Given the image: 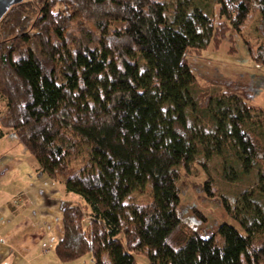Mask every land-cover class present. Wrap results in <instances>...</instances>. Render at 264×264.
<instances>
[{"label":"trees","instance_id":"16d2710c","mask_svg":"<svg viewBox=\"0 0 264 264\" xmlns=\"http://www.w3.org/2000/svg\"><path fill=\"white\" fill-rule=\"evenodd\" d=\"M203 1L216 3L217 21L194 0H31L0 22V136L12 133L40 175L85 203L63 209L60 264H138V254L149 264H264V173L234 210L225 203L243 234L228 224L189 231L178 214V162L188 171L200 150L206 160L232 151L246 171L264 165V145L244 129L254 108L224 93L201 107L189 65L256 17L264 31V0ZM245 43L264 66V43ZM199 106L211 129L191 119ZM147 189L149 201H137Z\"/></svg>","mask_w":264,"mask_h":264},{"label":"rangeland","instance_id":"374dc122","mask_svg":"<svg viewBox=\"0 0 264 264\" xmlns=\"http://www.w3.org/2000/svg\"><path fill=\"white\" fill-rule=\"evenodd\" d=\"M163 1L170 4L173 0ZM194 5L217 21L218 7L214 1L194 0ZM259 27L260 19L256 17L242 34L233 35L234 43L227 38L218 49L210 45L202 55H191L189 65L196 78L191 91L195 97L198 96L201 107H205L204 101L209 95L224 93L240 97L254 108V117L244 129L255 134L264 145V66L252 60L245 43L246 40L253 48L264 43V31ZM232 47H235L236 52H231ZM201 107L191 112L190 117L211 129V116ZM160 133L163 139L161 155L164 156L170 143L167 126H161ZM85 158L86 152L83 149L77 165L80 166ZM177 168L182 173L178 183L181 198L178 214L189 231L215 234L221 225L228 224L244 233L241 225L227 213L225 203L234 210L237 203L242 201L243 194L257 191L259 174L264 173L262 163L246 171L237 161L235 152L229 151L224 157L215 156L206 160L200 150L188 171L183 170L181 162L177 163ZM208 179L211 180L212 194L207 190ZM149 194L147 189L143 194H134V197L137 201L148 202ZM258 197L256 194L255 199ZM77 200V205L85 204L79 197ZM262 237L259 236L260 239ZM136 259L138 264H149L145 254L136 255ZM93 263L92 256H87L73 264Z\"/></svg>","mask_w":264,"mask_h":264},{"label":"crops","instance_id":"0c3cea01","mask_svg":"<svg viewBox=\"0 0 264 264\" xmlns=\"http://www.w3.org/2000/svg\"><path fill=\"white\" fill-rule=\"evenodd\" d=\"M7 107L0 98V117ZM2 133L0 264H60L54 246L64 236L63 209L78 204L77 196L66 193L61 181L40 175L37 161L17 138Z\"/></svg>","mask_w":264,"mask_h":264},{"label":"water","instance_id":"95a60500","mask_svg":"<svg viewBox=\"0 0 264 264\" xmlns=\"http://www.w3.org/2000/svg\"><path fill=\"white\" fill-rule=\"evenodd\" d=\"M27 1L31 0H0V22L12 7Z\"/></svg>","mask_w":264,"mask_h":264},{"label":"built area","instance_id":"2783aa9c","mask_svg":"<svg viewBox=\"0 0 264 264\" xmlns=\"http://www.w3.org/2000/svg\"><path fill=\"white\" fill-rule=\"evenodd\" d=\"M49 248L47 246H45V252H48Z\"/></svg>","mask_w":264,"mask_h":264}]
</instances>
